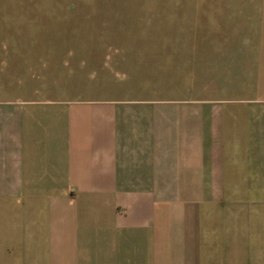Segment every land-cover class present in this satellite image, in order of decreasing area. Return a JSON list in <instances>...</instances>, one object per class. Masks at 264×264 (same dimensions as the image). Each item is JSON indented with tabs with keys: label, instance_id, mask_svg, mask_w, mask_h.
<instances>
[{
	"label": "crops",
	"instance_id": "1",
	"mask_svg": "<svg viewBox=\"0 0 264 264\" xmlns=\"http://www.w3.org/2000/svg\"><path fill=\"white\" fill-rule=\"evenodd\" d=\"M27 1L0 0V264H264V0L234 74L258 84L163 122L5 91L42 63Z\"/></svg>",
	"mask_w": 264,
	"mask_h": 264
},
{
	"label": "rangeland",
	"instance_id": "2",
	"mask_svg": "<svg viewBox=\"0 0 264 264\" xmlns=\"http://www.w3.org/2000/svg\"><path fill=\"white\" fill-rule=\"evenodd\" d=\"M259 1L38 0L42 12L34 14L35 1H27V26L42 43L28 53L42 63L36 80L5 81V91L37 88L44 98L64 92L77 104H105L109 122H163L169 108L183 111L172 112L174 119L196 115L186 106L231 103L237 98L230 95L258 84L234 74L243 71L235 64L243 52L259 50L243 49L259 46V28L249 24Z\"/></svg>",
	"mask_w": 264,
	"mask_h": 264
}]
</instances>
